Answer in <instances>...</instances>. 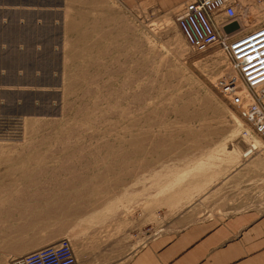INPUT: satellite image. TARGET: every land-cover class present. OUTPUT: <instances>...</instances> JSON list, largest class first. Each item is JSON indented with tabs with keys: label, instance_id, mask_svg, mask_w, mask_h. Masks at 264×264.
I'll list each match as a JSON object with an SVG mask.
<instances>
[{
	"label": "rangeland",
	"instance_id": "rangeland-1",
	"mask_svg": "<svg viewBox=\"0 0 264 264\" xmlns=\"http://www.w3.org/2000/svg\"><path fill=\"white\" fill-rule=\"evenodd\" d=\"M188 1L0 0V264L63 239L113 264L208 188L211 153L262 144L237 65L264 45V0L206 53L179 30Z\"/></svg>",
	"mask_w": 264,
	"mask_h": 264
},
{
	"label": "crops",
	"instance_id": "crops-1",
	"mask_svg": "<svg viewBox=\"0 0 264 264\" xmlns=\"http://www.w3.org/2000/svg\"><path fill=\"white\" fill-rule=\"evenodd\" d=\"M255 154L211 153L217 160L206 175L211 186L165 230L113 264H264V152Z\"/></svg>",
	"mask_w": 264,
	"mask_h": 264
},
{
	"label": "built area",
	"instance_id": "built-area-1",
	"mask_svg": "<svg viewBox=\"0 0 264 264\" xmlns=\"http://www.w3.org/2000/svg\"><path fill=\"white\" fill-rule=\"evenodd\" d=\"M240 0H189L182 7L176 21L187 43L197 53H206L214 47H221L230 52L223 29L238 18ZM247 52L239 62L238 71L245 86L258 96L264 97V45ZM234 84V83H233ZM228 82L225 93L235 96L236 87ZM259 102V101H258ZM255 103L247 111L246 120L251 130L260 139L262 146L250 144L246 157L264 151V108L261 103ZM244 137H251L247 132ZM14 264H81L75 254L72 243L63 239L30 253Z\"/></svg>",
	"mask_w": 264,
	"mask_h": 264
},
{
	"label": "bare ground",
	"instance_id": "bare-ground-1",
	"mask_svg": "<svg viewBox=\"0 0 264 264\" xmlns=\"http://www.w3.org/2000/svg\"><path fill=\"white\" fill-rule=\"evenodd\" d=\"M183 7V6H182ZM130 29V28H129ZM180 30V29H179ZM123 31V30H122ZM181 32V31H180ZM224 34V33H223ZM119 36V35H118ZM183 36V35H182ZM123 37V36H122ZM184 37V36H183ZM118 39V38H117ZM180 40V39H179ZM181 42L180 43H182L184 46L186 45L185 44V41H186V39H185V41L181 38V40H180ZM186 43H187V41H186ZM137 44V43H136ZM188 44V43H187ZM129 45V44H128ZM189 45V44H188ZM153 46V45H152ZM190 46V45H189ZM112 47V46H111ZM185 48H186V46H185ZM123 49H124V47H123ZM131 49V48H130ZM104 50V49H103ZM127 51V50H126ZM107 52V51H106ZM106 56V55H105ZM129 56V55H128ZM120 57V56H119ZM118 60V59H117ZM115 64V63H114ZM124 65V64H123ZM126 66V65H125ZM148 86V85H147ZM143 89V88H142ZM117 95V94H116ZM141 103H143V102H141ZM144 110V109H143ZM128 112V111H127ZM123 115V114H122ZM36 135V134H35ZM253 143V142H252ZM141 145V144H140ZM254 145L256 146V147H261L262 146V144H257V143H255V141H254ZM251 150V147L250 148H248V150L247 151H250ZM246 151V152H247ZM256 155V154H255ZM244 158V157H243ZM249 158H251V157H249ZM245 159V158H244ZM248 159V158H247ZM234 162V161H233ZM144 165V164H143ZM155 166V165H154ZM161 166V165H160ZM119 168V167H118ZM121 169V168H120ZM148 169V168H147ZM107 170V169H106ZM157 170V169H156ZM74 171V170H73ZM76 172V171H75ZM110 173V172H109ZM148 174V173H147ZM40 176V175H39ZM149 176V175H148ZM60 177V176H59ZM106 177V176H105ZM119 177V176H118ZM214 178V177H213ZM213 178H211V180L213 179ZM39 179V178H38ZM113 179H115V178H113ZM34 180V179H33ZM102 180V179H101ZM39 181V180H38ZM74 181V180H73ZM100 181V180H99ZM116 181V180H115ZM147 181V180H146ZM40 182V181H39ZM98 182V181H97ZM212 182V181H211ZM68 183V182H67ZM121 183V182H120ZM166 183V182H165ZM58 184V183H57ZM65 184V183H64ZM122 184V183H121ZM155 184V183H154ZM211 184L212 183H210V186H211ZM44 185V184H43ZM49 185V184H48ZM54 185V184H53ZM164 186V185H163ZM209 186V187H210ZM30 188V187H29ZM13 189V188H12ZM60 189V188H59ZM4 190V189H3ZM49 190V189H48ZM79 193V192H78ZM196 193H198V192H196ZM13 194V193H12ZM11 194V195H12ZM28 194V193H27ZM152 194V193H151ZM154 194V193H153ZM152 194V195H153ZM36 195V194H35ZM80 195V194H79ZM82 195V194H81ZM188 196V195H187ZM3 197V196H2ZM64 197V196H63ZM109 197V196H108ZM153 197V196H152ZM13 198V197H12ZM44 198V197H43ZM105 198V197H104ZM113 198V197H112ZM47 199V198H46ZM61 199V198H60ZM87 199V198H86ZM154 199V198H153ZM10 200V199H9ZM171 200V199H170ZM173 200V199H172ZM29 201V200H28ZM41 201V200H40ZM103 201V200H102ZM177 201V200H176ZM18 202H20V201H18ZM17 202V203H18ZM24 202V201H23ZM46 202V201H45ZM169 202V201H168ZM4 203V202H3ZM6 203V202H5ZM11 203V202H10ZM16 203V204H17ZM105 203V202H104ZM26 204V203H25ZM66 204V203H65ZM179 204H181V203H179ZM13 205H15V204H13ZM12 205V206H13ZM70 205V204H69ZM21 206V205H20ZM27 206V205H26ZM61 206V205H60ZM172 206H173V204H172ZM28 207V206H27ZM176 207V206H175ZM55 208V207H54ZM68 208V207H67ZM172 208V207H171ZM178 208H180V207H178ZM10 209V208H9ZM21 209V208H20ZM87 209H89V208H87ZM86 209V210H87ZM26 210V209H25ZM32 210V209H31ZM67 210V209H66ZM65 210V211H66ZM16 211V210H15ZM48 211V210H47ZM94 211V210H93ZM105 211V210H104ZM4 212V211H3ZM12 212V211H11ZM85 212V211H84ZM24 213V212H23ZM26 213V212H25ZM46 213V212H45ZM58 213V212H57ZM75 213V212H74ZM53 214V213H52ZM104 214V213H103ZM12 215V214H11ZM39 215V214H38ZM46 215V214H45ZM88 215V214H87ZM109 215V214H108ZM13 216H15V215H13ZM24 216V215H23ZM112 216V215H111ZM12 217V216H11ZM76 217V216H75ZM46 218V217H45ZM57 218V217H56ZM109 218V217H108ZM16 220V219H15ZM22 220V219H21ZM47 220V219H46ZM35 221V220H34ZM115 221V220H114ZM1 222V221H0ZM28 222H29V220H28ZM114 223V222H113ZM5 224V223H4ZM28 224V223H27ZM30 224V223H29ZM28 224V225H29ZM2 225V224H1ZM40 225H42V224H40ZM64 225V224H63ZM66 226V225H65ZM28 227V226H27ZM63 228V227H62ZM80 228V227H79ZM23 229V228H22ZM69 229H71V228H69ZM11 231V230H10ZM13 231V230H12ZM19 231V230H18ZM15 232H16V230H15ZM70 232V231H69ZM113 234V233H112ZM1 237V236H0ZM1 239V238H0ZM7 243H5V245H6Z\"/></svg>",
	"mask_w": 264,
	"mask_h": 264
},
{
	"label": "water",
	"instance_id": "water-1",
	"mask_svg": "<svg viewBox=\"0 0 264 264\" xmlns=\"http://www.w3.org/2000/svg\"><path fill=\"white\" fill-rule=\"evenodd\" d=\"M234 28V29H233ZM240 29V26H238V21L228 24L224 31L227 33V35H231L232 33L238 31Z\"/></svg>",
	"mask_w": 264,
	"mask_h": 264
}]
</instances>
